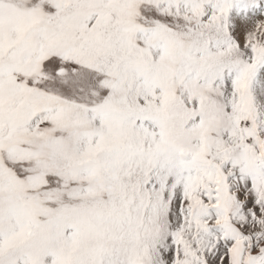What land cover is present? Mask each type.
<instances>
[{
  "label": "snow or ice",
  "instance_id": "obj_1",
  "mask_svg": "<svg viewBox=\"0 0 264 264\" xmlns=\"http://www.w3.org/2000/svg\"><path fill=\"white\" fill-rule=\"evenodd\" d=\"M0 264H264V0H0Z\"/></svg>",
  "mask_w": 264,
  "mask_h": 264
}]
</instances>
